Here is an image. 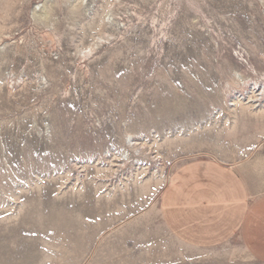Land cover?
<instances>
[{
    "label": "rangeland",
    "instance_id": "1",
    "mask_svg": "<svg viewBox=\"0 0 264 264\" xmlns=\"http://www.w3.org/2000/svg\"><path fill=\"white\" fill-rule=\"evenodd\" d=\"M253 83L264 0H0V264H138Z\"/></svg>",
    "mask_w": 264,
    "mask_h": 264
},
{
    "label": "crops",
    "instance_id": "2",
    "mask_svg": "<svg viewBox=\"0 0 264 264\" xmlns=\"http://www.w3.org/2000/svg\"><path fill=\"white\" fill-rule=\"evenodd\" d=\"M232 115L217 145L179 163L148 210L165 232L138 264H264V120L241 108ZM241 118L251 119L249 133L237 135Z\"/></svg>",
    "mask_w": 264,
    "mask_h": 264
},
{
    "label": "bare ground",
    "instance_id": "3",
    "mask_svg": "<svg viewBox=\"0 0 264 264\" xmlns=\"http://www.w3.org/2000/svg\"><path fill=\"white\" fill-rule=\"evenodd\" d=\"M231 94L228 97V99L230 101V104H228V105L233 106V108L235 107V109H238V108H236V106H239L238 104H246V105L248 104L249 106L251 105L255 109H256V107H260V105H264V84L263 83L259 84V85H258V83H253L245 91L242 90V91L237 92V93L233 92L232 95ZM241 109H245V108H241ZM250 109H252V108H250ZM246 110H249V109H246ZM260 111H262V110H260ZM84 228H85V231H84V234L82 236H67L66 241H70L69 243L72 244V243H74L73 241L80 242V239L83 240L84 237H86V238L89 237L87 227L85 226Z\"/></svg>",
    "mask_w": 264,
    "mask_h": 264
}]
</instances>
